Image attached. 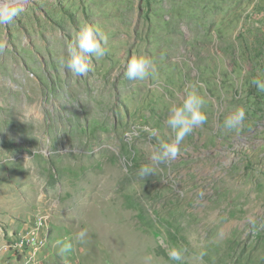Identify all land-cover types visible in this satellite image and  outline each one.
I'll return each mask as SVG.
<instances>
[{
	"label": "rangeland",
	"instance_id": "1",
	"mask_svg": "<svg viewBox=\"0 0 264 264\" xmlns=\"http://www.w3.org/2000/svg\"><path fill=\"white\" fill-rule=\"evenodd\" d=\"M14 6L0 25V264L19 262L2 246L40 219L35 264H264V92L251 82L264 80V0ZM87 28L105 55L86 54L78 76L60 60ZM133 56L152 62L142 80L127 78ZM191 86L206 122L138 175L174 139L169 108ZM237 108L242 126L225 129Z\"/></svg>",
	"mask_w": 264,
	"mask_h": 264
},
{
	"label": "clouds",
	"instance_id": "2",
	"mask_svg": "<svg viewBox=\"0 0 264 264\" xmlns=\"http://www.w3.org/2000/svg\"><path fill=\"white\" fill-rule=\"evenodd\" d=\"M18 3L19 0H0V25L11 23L23 11L22 6H14ZM106 43V36L98 30L87 28L77 38L76 46L79 52L73 53L67 60L62 57L60 63L76 75L83 76L90 71L86 54H92L97 58L103 57L105 55L103 44ZM6 46V42L0 43V50ZM125 68L129 80H142L150 74L152 62L144 56H133L126 60ZM251 82L259 91L264 92V80L253 78ZM204 104L203 97L197 93L194 86H191V90L185 89L182 102L169 108V114L165 121L174 134V139L170 143L160 142L150 157L152 163L141 165L138 175L142 177L151 175L155 171L154 165L176 159L180 151L179 145L184 138L191 134L196 127L202 126L206 122L207 116L202 111ZM245 118L243 108H237L225 116L223 126L227 130L238 129L242 126ZM84 235L83 231L79 233L80 238H83ZM169 255L174 260L180 259L178 252L170 251Z\"/></svg>",
	"mask_w": 264,
	"mask_h": 264
},
{
	"label": "built area",
	"instance_id": "3",
	"mask_svg": "<svg viewBox=\"0 0 264 264\" xmlns=\"http://www.w3.org/2000/svg\"><path fill=\"white\" fill-rule=\"evenodd\" d=\"M39 226L34 227L31 232L15 236L9 243H5L2 249H13V252L20 257L17 264H35L37 261V254H39L45 245V238L43 232H47L45 229V219L39 220ZM39 227H41L40 234H38Z\"/></svg>",
	"mask_w": 264,
	"mask_h": 264
},
{
	"label": "flooded vegetation",
	"instance_id": "4",
	"mask_svg": "<svg viewBox=\"0 0 264 264\" xmlns=\"http://www.w3.org/2000/svg\"><path fill=\"white\" fill-rule=\"evenodd\" d=\"M255 135V133H254V131H252V132H248V133H246V134H244L242 137V140H251V139H254V136Z\"/></svg>",
	"mask_w": 264,
	"mask_h": 264
}]
</instances>
